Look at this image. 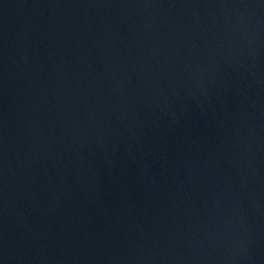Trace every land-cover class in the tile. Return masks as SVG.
<instances>
[{"label":"water","instance_id":"water-1","mask_svg":"<svg viewBox=\"0 0 264 264\" xmlns=\"http://www.w3.org/2000/svg\"><path fill=\"white\" fill-rule=\"evenodd\" d=\"M0 264H264V0H0Z\"/></svg>","mask_w":264,"mask_h":264}]
</instances>
